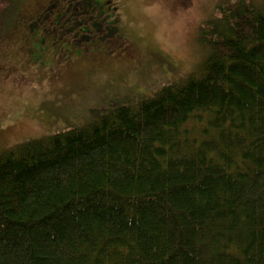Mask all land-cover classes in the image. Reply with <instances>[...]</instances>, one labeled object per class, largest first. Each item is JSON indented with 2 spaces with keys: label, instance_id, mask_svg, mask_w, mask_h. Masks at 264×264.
<instances>
[{
  "label": "trees",
  "instance_id": "1",
  "mask_svg": "<svg viewBox=\"0 0 264 264\" xmlns=\"http://www.w3.org/2000/svg\"><path fill=\"white\" fill-rule=\"evenodd\" d=\"M225 4L195 71L0 151V264H264V5Z\"/></svg>",
  "mask_w": 264,
  "mask_h": 264
},
{
  "label": "rangeland",
  "instance_id": "2",
  "mask_svg": "<svg viewBox=\"0 0 264 264\" xmlns=\"http://www.w3.org/2000/svg\"><path fill=\"white\" fill-rule=\"evenodd\" d=\"M229 1L18 0V32L0 50V151L195 71L199 26Z\"/></svg>",
  "mask_w": 264,
  "mask_h": 264
},
{
  "label": "flooded vegetation",
  "instance_id": "3",
  "mask_svg": "<svg viewBox=\"0 0 264 264\" xmlns=\"http://www.w3.org/2000/svg\"><path fill=\"white\" fill-rule=\"evenodd\" d=\"M18 2L17 0H0V50L9 44H13L14 41L6 40L5 37L11 32V35L18 32ZM8 58V57H6Z\"/></svg>",
  "mask_w": 264,
  "mask_h": 264
}]
</instances>
